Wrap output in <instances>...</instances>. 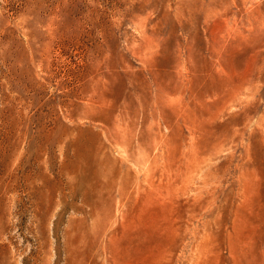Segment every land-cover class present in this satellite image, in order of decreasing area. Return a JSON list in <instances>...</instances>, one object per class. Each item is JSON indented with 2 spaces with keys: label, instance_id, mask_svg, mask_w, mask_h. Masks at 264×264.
<instances>
[{
  "label": "rangeland",
  "instance_id": "1",
  "mask_svg": "<svg viewBox=\"0 0 264 264\" xmlns=\"http://www.w3.org/2000/svg\"><path fill=\"white\" fill-rule=\"evenodd\" d=\"M0 264H264V0H0Z\"/></svg>",
  "mask_w": 264,
  "mask_h": 264
}]
</instances>
